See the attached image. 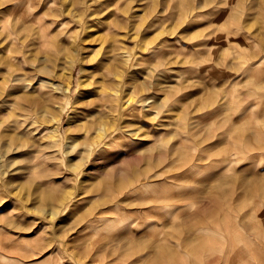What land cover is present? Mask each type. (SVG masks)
<instances>
[{"label": "rangeland", "instance_id": "obj_1", "mask_svg": "<svg viewBox=\"0 0 264 264\" xmlns=\"http://www.w3.org/2000/svg\"><path fill=\"white\" fill-rule=\"evenodd\" d=\"M23 1L19 78L0 64V264H264V0ZM107 33L125 102L90 149Z\"/></svg>", "mask_w": 264, "mask_h": 264}, {"label": "bare ground", "instance_id": "obj_2", "mask_svg": "<svg viewBox=\"0 0 264 264\" xmlns=\"http://www.w3.org/2000/svg\"><path fill=\"white\" fill-rule=\"evenodd\" d=\"M23 2H24L23 0H13V4L15 5L14 7H15L16 13H17V15H16L17 16V20H20L22 23L17 24L14 27H12L9 22H1L0 23V64L5 62L6 68H5V70L3 72L6 73L7 75H9L8 77L13 76L14 80L19 78V76H16V70L17 69H16L15 66H18V65H20V64H22L24 62L23 56H22V52H21L22 47L26 44V43H24L25 39H26L24 23H25V20L28 17H31L30 14L28 16V14L25 13V11H23V8H22V3ZM40 2H42V0ZM44 2H46V1H44ZM48 2L49 3L51 2V4H52V0H48ZM29 3L32 4V3H35V2L33 0H29ZM52 5H54V4H52ZM86 16H88L89 20L93 19V14L92 13H88L87 12ZM90 21H91V24L87 23V22H85V23H87V26L92 27L93 26V22H92V20H90ZM51 22H54V23H56L58 25L59 24L60 25L64 24V20L63 19L56 20V19L52 18ZM80 26H81V24H80ZM87 33H88V35H93L95 32H90V30H88ZM93 40L94 41L98 40V41L96 43L92 44V45L95 46V48H94V50L92 52V56L89 58V61L92 62L93 70H97L98 72L96 74H99V75H98L97 78H95L96 80H94V82H91V83L89 81H87L88 83L86 82L88 84L87 86L90 87V88H88V90L90 89V91H91V94L89 95L91 98L88 99V101L84 104V106H87L89 108L91 107V109H90V112L81 115V116H83L84 119H83L82 123L78 127V132H80V131H82L83 133L87 132L86 134H88L91 131L95 132V134L92 135L93 137L90 136V138L92 137L90 139V142L88 143L89 144L88 147L90 149L92 148V146H94L100 140L105 139V143H106L107 142L106 140L108 138H110V133H112L114 130L119 128L118 124L116 122V120L118 118H116L115 120H112L111 123L109 122L110 125H107V123L103 122V118L106 117L104 114H106L107 112H108L107 114H109V113L112 114V112H116V111L120 112L121 109H122L121 105L124 104V102H125V101H123V102L121 101L119 103L120 96L118 97L115 94V91H114L115 77H117L119 75V71H118L119 70L118 69V55L116 53V50H117L116 36L107 33L105 35H100L97 38H94ZM14 45H17V47L20 46V48L18 49L16 47L17 48L16 49L15 47H13V48L16 49L15 52L11 53L12 50H11V52L9 50V52H10L9 53L8 52V48H10V47L12 48V46H14ZM6 53L8 55H6ZM73 62H74V60H73ZM6 74H5V76H2V78L5 77V78H3L4 81H7V80H5L6 79ZM9 81H7V83ZM92 81H93V79H92ZM10 82L8 84H10ZM92 83H93V85L89 86ZM5 84L6 83H4L3 85L5 86ZM8 84H6V85H8ZM3 90H0V91H3ZM64 90L65 89H63V91ZM88 90L86 92H88ZM8 93H10V92L8 91ZM8 95L10 96L11 94H8ZM5 97H7V96H5ZM3 100H5V98ZM83 109H84V107H83ZM86 112H87V110H86ZM96 112L98 113V115H92V113L95 114ZM27 114L30 115L32 113L31 112H17V113L16 112H12L10 116L14 117L13 121H17V122H20V123L24 124L25 119L28 120V117H29V115L27 116ZM26 116H27V118H26ZM85 116H87V117L85 118ZM92 116H95V117H92ZM33 117H35V116L33 115ZM38 117H36L37 120H34V121H38V125L36 127L34 126L35 127L34 129H37L38 131H43V126L42 125L45 122L44 119H46V118L43 119V117L40 116V117H42V119H43L42 120L41 118H38ZM122 117H124V115ZM107 118H108V115H107ZM31 119H32V117H31ZM126 119H125V121H126ZM108 121H109V119H108ZM30 122H32V121H30ZM118 122H121V121L119 120ZM125 124L127 125L126 122H125ZM20 125L21 124H19V126ZM121 127H123V126H121ZM130 127H131V125H130ZM109 131H111V132H109ZM128 131H132V130H128ZM82 132H80V134ZM118 132L119 131L117 130V133ZM121 132H123V131L121 130ZM89 135H90V133H89ZM115 136H116V134H115ZM117 137H115V138L111 137V138L112 139H116ZM145 178H147V177L145 176ZM140 183H141L140 186L141 185H149V184H151L150 181H140ZM131 189H130V191H131ZM129 194H130L129 196H132L131 193H129ZM115 210H116V208H115Z\"/></svg>", "mask_w": 264, "mask_h": 264}]
</instances>
